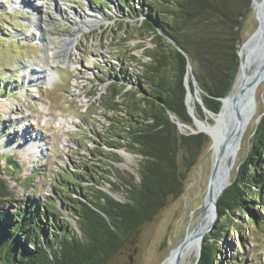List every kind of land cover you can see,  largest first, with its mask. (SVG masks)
<instances>
[{"label":"trees","instance_id":"obj_1","mask_svg":"<svg viewBox=\"0 0 264 264\" xmlns=\"http://www.w3.org/2000/svg\"><path fill=\"white\" fill-rule=\"evenodd\" d=\"M117 1L139 20L132 0ZM141 2L146 11L138 28L152 44L144 48L147 60L137 61L138 69L127 75L129 90L123 91L120 82L111 83L108 97L101 101L112 112L102 144L110 151L124 149L136 155L137 178L114 168L119 157L112 151L105 163L108 168L88 164L80 172L61 173L47 201H30L11 212L16 199L8 180L0 177V264H107L169 197L181 193L187 172L208 143L206 133L182 131L170 115L194 126L186 104L185 77L192 93L198 89L203 106L219 112L239 70L241 27L252 0ZM191 105L198 118L212 123L199 102ZM4 164L0 174L4 167L15 165L10 160ZM100 168L102 173L97 172ZM106 185L107 190L102 188ZM112 187L123 189L125 198L113 196ZM55 201L75 220L77 231ZM257 206L264 208V114L231 183L217 199V221L203 236L196 264H245L235 256L225 257L219 242L228 230L241 232L236 212L240 218L245 215L244 222L259 227L264 215Z\"/></svg>","mask_w":264,"mask_h":264},{"label":"rangeland","instance_id":"obj_2","mask_svg":"<svg viewBox=\"0 0 264 264\" xmlns=\"http://www.w3.org/2000/svg\"><path fill=\"white\" fill-rule=\"evenodd\" d=\"M27 1L36 5L34 10L17 5L20 4L18 0H0V165L5 166L8 160L15 163L4 167L0 177L8 180L16 199L11 212L30 201L38 200L40 204L47 201L46 197L53 193L52 183H58L61 173L74 174L88 164L93 168L96 165L108 168L105 163L112 151L119 157L114 168L122 175L134 173L137 178L139 158L136 155L124 149L110 151L102 144L103 130L112 112L104 109L101 101L108 97L111 83H122L125 85L123 91L130 89L131 77L127 75L138 69L137 61L147 60L144 48L152 47L150 38L142 36L138 28L146 11L141 0H132L130 4L139 9V20L127 13V8L120 6L117 0ZM42 3L47 6L45 13L41 12L44 9ZM14 5L17 6L10 7ZM254 6L255 1L242 23V42L258 26ZM64 11L81 12L86 18L95 15L99 21L87 27L78 26ZM46 23H49L48 27ZM76 30L80 33L68 55L71 63L65 65L57 57L56 77L52 73L47 78L38 79L36 74L23 79L24 69L28 72L31 68L39 69L50 47H58L59 35ZM56 54L64 55L63 49ZM263 90L264 78L256 88V110L247 120L235 159L229 161L232 166L230 180L244 159L252 131L264 112ZM194 100L192 97L190 104ZM208 118L212 122L209 125H214L213 118L209 115ZM35 135L40 138L37 142L39 153L33 148L37 146V143L33 146ZM211 146L209 136L196 163L186 174L181 193L169 197L107 264H162L171 250L196 227V220L205 216L200 217L205 209L204 198L213 164ZM102 168L97 172L102 173ZM86 179L82 181L86 183ZM108 187L102 188L107 190ZM116 190L113 188V196L123 200V189ZM54 204L77 231L75 220L62 204L59 201ZM257 212L264 215V208L257 206ZM236 215L235 221L241 224V232H226L219 242L224 248L223 254L244 260L245 264H264V218H259L261 223L257 227L244 222L245 215L243 218L238 212ZM193 255L187 256L184 264H195L200 254Z\"/></svg>","mask_w":264,"mask_h":264},{"label":"bare ground","instance_id":"obj_3","mask_svg":"<svg viewBox=\"0 0 264 264\" xmlns=\"http://www.w3.org/2000/svg\"><path fill=\"white\" fill-rule=\"evenodd\" d=\"M17 1V0H14ZM54 2L55 0H48ZM59 1V0H58ZM64 2H68V0H61ZM255 1V14L257 16L261 13V6L264 2V0H254ZM43 4V3H42ZM27 6H32V9H35L36 5H31V2H28L25 4ZM38 6H42L39 5ZM43 11L41 12H47L45 8L47 6L43 4ZM27 9V8H26ZM67 17H70L75 20L76 25H84V26H90L94 23H98L99 17L95 15H91V18H86L85 15L81 12H75V11H64L63 12ZM45 26H49V23H46ZM44 31L45 28H44ZM80 33V30H76L69 34H61L58 36V47L51 46L49 49V54L46 55V59L44 61V64L39 67V69H28L32 70L31 72H28L27 69L23 70V79H27L33 75L37 74L38 79L39 78H47L50 74L52 76L56 77L58 75L57 70L55 69V65L57 63L56 59L57 57L61 58L63 64H69L71 63L68 59V55L70 53L71 47H74L76 44V41L78 40V34ZM41 34V33H40ZM42 37L45 36L44 34H41ZM63 49L64 55L57 56V51ZM239 52L241 54V66L238 70V73L236 75L234 87L230 94L223 100L222 108L219 112V114L214 115V125H199L198 128L202 129L204 132H206L207 135L211 137L212 140V157L213 161L216 156L217 151L221 147V139L225 134H230L235 130L237 116L240 114L241 121L238 128V132H241L239 142L242 136V133L245 129V125L247 123V120L250 118V116L255 112L256 110V101L255 105L250 102V93L248 90L242 91V87L244 86V81L249 77L250 75H254V73L257 71L259 67V55L255 52H252L250 50L249 45H244L243 47L239 48ZM37 79V80H38ZM262 80V79H261ZM259 81V83L261 82ZM258 83V84H259ZM257 84V86H258ZM256 86V88H257ZM256 92V91H255ZM192 96L189 97V103L191 102ZM236 133V132H235ZM22 135H26L25 132H22ZM39 136L35 135V140H33V146L40 140L38 138ZM237 138L236 136L229 139L227 142L224 150H223V157L221 160V163L219 165L218 174L215 181V189L213 192V200L216 198V196L219 194V188H221L227 181L230 180V170L231 167L229 165L230 160H234L235 156L237 154L238 148H236ZM36 153L40 152L39 145L37 143V146L33 147ZM44 150V149H43ZM227 168V172L225 170ZM205 205V209L203 211V214L200 216L202 217L205 215L202 219L198 220L197 226L192 230V238L189 241L188 245L185 247V249L181 252V254L178 256V259L176 261V264H184V260L187 256H192L193 254L199 255L202 237L206 232H208V227L210 226L211 222L214 218V206L213 202ZM194 256V255H193ZM175 251L173 250L172 253L165 259V261L162 264H175Z\"/></svg>","mask_w":264,"mask_h":264},{"label":"water","instance_id":"obj_4","mask_svg":"<svg viewBox=\"0 0 264 264\" xmlns=\"http://www.w3.org/2000/svg\"><path fill=\"white\" fill-rule=\"evenodd\" d=\"M254 3V0H252V5ZM256 18L258 20V26L255 29V31L245 40L241 43L240 48L243 47L244 45H249L250 50L252 52H255L259 55V67L257 69V71L254 73V75H250L249 77H247V79L244 81V86L242 87V91H246L248 90V92L250 93V102L253 103L255 105V94H256V86L259 83V81L261 79L264 78V2L261 6V13L259 16L256 15ZM239 54V58H240V63H239V68L241 66V54L238 51ZM188 68L191 69L190 64H188ZM192 76V81L194 84H197V81L195 80V78ZM185 83H186V89H187V94H186V104H187V108L189 111V114L191 115L192 119H193V123L194 126H190V125H186L181 123L180 121H178L175 116L173 114L170 115V118L172 120L175 121L176 125L178 126V128L182 131L187 130L190 133H198V132H204L202 129L198 128V124L199 125H205V124H209L210 122L207 120V118L205 119H200L198 118L193 111V106L189 103V97L192 96L194 97L195 101L199 102L201 104L202 109L210 116V117H214V115L219 114L221 108H222V104H223V100L230 94V92L232 91L234 84L232 86V89L230 90V92L228 93V95H226L225 97H223L221 99V108L219 110V112L217 113H212L211 111L207 110L203 104H202V100L200 98V96L198 95V89L196 88L194 90V93H192L189 89V85H188V78L185 77ZM235 83V82H234ZM264 114V112H263ZM260 117V116H259ZM258 117V119H259ZM240 121H241V117L240 114H238L237 116V121H236V126H235V130L233 132H231L230 134H225L222 139H221V147L220 149L217 151L216 156L214 158L213 164H212V170L210 173V177H209V181H208V185H207V192H206V196L204 198V204L207 205L209 203H211V201L213 200V192L215 189V181H216V177L218 174V170H219V165L221 163L222 157H223V150L227 144V142L229 141V139H231L232 137L236 136L237 138V145L236 148L239 147V138L241 135V132H238V128L240 125ZM236 132V133H235ZM206 133V132H204ZM231 166V164H230ZM226 172H227V168H225ZM231 183V180L227 181L221 188H219V194L216 196V198L213 200V206H214V218L213 221L211 222L210 226L208 227V231L210 229H212L214 227V223L216 221L217 218V199L219 197V195L223 192V190ZM198 224V219L196 220V226ZM193 232L191 231L188 235H186L185 239L178 245L176 246L174 249L171 250V252L174 250L175 251V264L176 261L178 259V256L181 254V252L185 249V247L188 245L189 241L191 240L193 234ZM201 250V247H200ZM170 252V254H171ZM200 254V252H199ZM198 260V259H197ZM197 262V261H196ZM196 264V263H195Z\"/></svg>","mask_w":264,"mask_h":264},{"label":"flooded vegetation","instance_id":"obj_5","mask_svg":"<svg viewBox=\"0 0 264 264\" xmlns=\"http://www.w3.org/2000/svg\"><path fill=\"white\" fill-rule=\"evenodd\" d=\"M129 259L131 260V256L129 257ZM127 264H129V263H127Z\"/></svg>","mask_w":264,"mask_h":264}]
</instances>
